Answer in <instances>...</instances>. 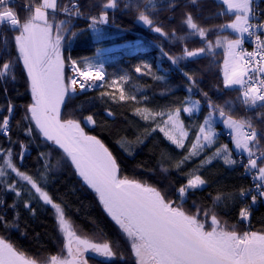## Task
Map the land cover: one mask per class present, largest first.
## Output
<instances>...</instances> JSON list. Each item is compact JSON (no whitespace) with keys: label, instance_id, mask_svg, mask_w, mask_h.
<instances>
[{"label":"snow or ice","instance_id":"snow-or-ice-1","mask_svg":"<svg viewBox=\"0 0 264 264\" xmlns=\"http://www.w3.org/2000/svg\"><path fill=\"white\" fill-rule=\"evenodd\" d=\"M161 4L180 10V0ZM123 8L134 10L138 21L163 38L155 43L160 58L172 66L164 71L174 69L184 77L187 95L173 97L165 106L153 105L147 94L137 95L140 86L125 90L131 73L107 72L99 55L104 49L97 48L95 57L77 59L70 54L74 40L87 30L97 40L105 38L103 26L115 24L109 9L120 10L119 0H42L29 4L23 17L15 0H0V91L6 101L0 105V134L8 144L0 145V224L26 235L20 228L19 208L32 218L50 208L57 233L51 238L60 246L57 254L32 257L0 238V264H101L97 257L103 264H264V215L258 217L260 230L252 223L254 210L264 205V15L258 14V0H214L207 14L204 0H187L182 32L165 29L153 0H128ZM61 13L64 18H59ZM78 20L87 22L86 29L75 27ZM196 37L199 45L189 47ZM246 38L255 45L252 51L244 47ZM164 40L180 44L179 52L166 49ZM217 49L225 57L223 79L206 90L204 72L188 65L208 60L210 70ZM157 71L147 61L134 67L136 74L164 84L161 95L170 94L167 76ZM21 78L26 89L24 93L17 89L16 95L29 94V99L17 105L8 95V82ZM210 91L235 92L236 101L220 102ZM90 92L97 95L89 96ZM79 96L91 104L99 100L112 122L118 114L110 105H119L126 123L110 134L118 137L116 143L129 157L147 148L159 173L142 160L133 165L131 175L126 174L127 162L92 134L109 122L94 109L87 114L69 111ZM18 108L22 113L16 119ZM129 110L143 123L124 116ZM218 124L227 130L232 147L221 139L224 133ZM14 128L23 139L13 137ZM159 134L167 146L160 145ZM171 146L180 150L178 155L168 150ZM33 147L38 167L29 168L26 161ZM194 160L198 163L188 167ZM220 162L250 178V183L231 187L215 183L211 173ZM66 170L78 178L81 188L94 193L119 239L109 237L95 220L92 234H85L72 220L70 210L79 213L80 208L71 204L67 193L76 196L75 187L58 202L49 186ZM152 176L158 178L151 180ZM8 194L11 204L5 202ZM8 209L15 213L12 220ZM233 210L237 221L229 225L220 213Z\"/></svg>","mask_w":264,"mask_h":264},{"label":"trees","instance_id":"trees-1","mask_svg":"<svg viewBox=\"0 0 264 264\" xmlns=\"http://www.w3.org/2000/svg\"><path fill=\"white\" fill-rule=\"evenodd\" d=\"M21 2L37 4L42 2V0H21ZM59 2L68 3V0H58ZM106 3V0H104ZM128 2V0H119L121 5L120 10L109 9L110 16L115 20V24H108L103 27L105 33V38L103 40H97L91 30L83 32L71 45V48L68 50L70 54L79 59L81 57H95L97 56L96 49H104L101 55L103 57V62L105 68L109 74L116 73L118 75L124 74L125 72L131 73L133 79L130 80L127 84V88H133V86H140V92L137 95L147 94L152 101L153 105L165 106L172 100L173 97H182L187 95L185 88L184 77L174 69L170 72H165L164 69L172 68L170 62L167 58L161 59L159 48L157 47L155 41L163 39L159 37L158 34L151 31L147 26L142 22L138 21L135 16L134 10L123 8V5ZM156 5L157 11L156 16L159 21L163 23L166 30H171L175 28L177 32H182L184 30L181 23V16L183 5L186 4L187 0H180V10L176 8L168 10L161 4V0H153ZM172 2V0H163V4L166 5ZM17 11L20 13L21 17L26 15L25 8L19 4L15 5ZM191 7V6H189ZM214 8V0H204V10L205 14ZM262 15H264V1L261 4ZM59 18H64L62 14L59 15ZM227 19V18H225ZM202 23H210L211 21L202 20ZM220 22V21H217ZM118 25V26H117ZM75 27L79 29H86L87 22L84 20L75 21ZM11 34L9 33V39ZM199 38H193L189 41L188 46L193 47L199 45ZM164 47L174 53H178L180 50V44H170L169 41H163ZM3 46V38L0 37V48ZM224 53L222 49H217V55L215 57V63L211 66L209 70L208 60H203L199 64H190V67L193 70H200L204 72V87L206 90L211 89V86L223 79V63H224ZM141 61L149 62L154 70H158V75H166L168 85L171 87L172 91L170 94L161 95L160 93L164 89V84L160 81H155L149 76H143L141 74H136L134 72V67ZM147 84L149 87L144 88L143 86ZM0 88H2V82H0ZM8 95L13 99L17 105H23L29 99V94L17 96L16 90L18 89L21 93L25 92L26 85L24 80L21 78L17 82H8ZM114 91V90H113ZM97 95L96 92H90L89 96ZM210 95H213L214 99H218L220 102L224 100H233L236 101L235 92H227L222 95H217L215 92L210 91ZM199 99L200 97L197 96ZM6 103L2 91H0V105ZM114 111L117 112V118L115 122H112L110 117H107V114L103 111L105 105H103L99 100H96L94 104H91L84 96H79L73 102L69 111L73 114L79 113L81 111L84 114L88 113V110L94 109L98 114L109 122L108 127H95L92 130V134L97 135L100 139L104 141L106 146L109 147L113 154L118 156L121 160L127 162V167L125 169L126 174L131 175L133 165L142 160H148L149 164L157 167V172L159 173V166L156 164L155 157L149 159V153L147 148L143 150H137V155L135 158L129 157L127 153L123 151L116 143L118 137H114L110 133L116 132L117 129L123 128L125 126V120L123 116L119 115L122 109L119 105H110ZM237 110L242 112L237 102ZM22 113V109H17L16 119H19ZM184 118L187 120V114H183ZM124 116H127L129 120H136L139 123L138 117H134L131 111H125ZM218 130L223 131L224 127L222 124L217 125ZM92 129V126H89ZM110 129V130H109ZM88 130V129H86ZM13 137L19 135L22 139L23 134L19 133L13 129ZM161 141L159 142L161 146H167L168 142L163 140L162 134H159ZM221 139L228 143L232 147L231 140L226 139L221 136ZM0 145L7 147V141L4 139L3 135L0 134ZM151 146V145H149ZM169 151L174 150V146L169 147ZM180 150H174L173 155H178ZM36 150L33 147L31 157L26 161L27 167L33 168L38 167L35 161ZM198 160L189 161L188 167L194 166L197 164ZM175 176V172L172 173ZM158 177L152 176L151 180H156ZM211 179L217 183L224 185L226 187H231L232 185L239 183H250L248 178L240 177L236 172L227 169L226 166L220 163H216L215 167L211 173ZM166 183L165 181H162ZM215 186V185H214ZM71 187L77 189L76 196H72L68 192V198L72 205L80 208V212L76 213L71 211L72 220L82 229L85 234H92L96 229L94 228L93 221L95 220L100 227L104 229L107 235L113 239H119L117 235V230L113 226V223L110 222V218L106 217L102 213L101 209L97 206L96 201L94 200V193H91L90 190L85 191L80 187L78 183V178L71 174V171L66 170L60 173V179L54 184L49 186V190L54 196L57 197L59 202V196L67 192ZM207 193L205 192L204 195ZM78 197V198H77ZM6 204L12 203V195L8 194L5 197ZM21 212V219L19 221L20 228L26 232V235H21L20 229L17 228H8L5 229L2 224H0V238L5 239L7 242L12 243L15 247L19 248L21 251H24L27 255L32 257H44L50 254H57L59 252L60 246L57 243H54L51 237L57 236L56 229L54 227V218L51 215V209L47 212L38 213L36 218H32L22 206L19 208ZM221 216L223 220H226L229 225L236 223L237 217L233 211L224 212L222 211ZM264 215V205L257 207L253 212L252 223L255 230H260L261 224L258 220V217ZM7 217L9 220L15 218V213L8 209ZM25 221L27 223H25ZM239 227V226H238ZM36 233H40L39 237H36ZM123 244V241H121ZM42 245L44 247H42ZM98 261L103 264V258H96ZM117 264H123V262L118 261Z\"/></svg>","mask_w":264,"mask_h":264},{"label":"built area","instance_id":"built-area-1","mask_svg":"<svg viewBox=\"0 0 264 264\" xmlns=\"http://www.w3.org/2000/svg\"><path fill=\"white\" fill-rule=\"evenodd\" d=\"M263 1H264V0H258L259 7H260V9H261V11L258 13L259 15H262L261 4H262ZM16 4H19V5L23 6V7L26 9V7H27L29 4H33V3H29V2L23 3V2H21V0H15V5H16ZM33 5H35V4H33ZM61 14L63 15V13H61ZM105 26H107V25H105ZM103 27H104V26H103ZM244 47H245L248 51H252V50H253V48L255 47V45H254V43H253V41H252L251 38H246V40H245V44H244ZM222 132L224 133L223 137H225V138L228 139V140L231 139L230 135L227 134V130H223ZM245 178H248V177H245ZM248 179H249V181H250V178H248Z\"/></svg>","mask_w":264,"mask_h":264},{"label":"rangeland","instance_id":"rangeland-1","mask_svg":"<svg viewBox=\"0 0 264 264\" xmlns=\"http://www.w3.org/2000/svg\"><path fill=\"white\" fill-rule=\"evenodd\" d=\"M128 84V83H127ZM127 84H125L123 87L125 88V90L127 91V90H129L128 88H127ZM100 258V257H99Z\"/></svg>","mask_w":264,"mask_h":264},{"label":"crops","instance_id":"crops-1","mask_svg":"<svg viewBox=\"0 0 264 264\" xmlns=\"http://www.w3.org/2000/svg\"><path fill=\"white\" fill-rule=\"evenodd\" d=\"M233 146V145H232Z\"/></svg>","mask_w":264,"mask_h":264}]
</instances>
